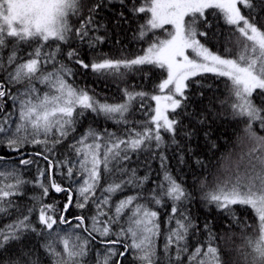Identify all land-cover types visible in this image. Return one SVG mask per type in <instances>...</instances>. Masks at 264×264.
I'll list each match as a JSON object with an SVG mask.
<instances>
[{
	"label": "snow or ice",
	"instance_id": "6c2138e0",
	"mask_svg": "<svg viewBox=\"0 0 264 264\" xmlns=\"http://www.w3.org/2000/svg\"><path fill=\"white\" fill-rule=\"evenodd\" d=\"M112 2L0 0V148L8 150L0 154V213L17 214L0 229V264H124L126 256L131 264H227L211 223L200 224L191 213L197 197L172 175L165 155L174 145L179 163L191 154L196 165L206 167L190 143L197 131L183 125L184 118L194 117L195 123L206 125L213 115L187 112L190 82L199 84L195 78L205 74L226 78L229 99L221 104L244 124L253 146L234 166L199 182V201L224 219H237L236 206L251 210L258 237L245 238L248 264H264V136L253 127L264 130V0H258L260 11L253 0H117L133 20L143 21L136 39L147 47L130 58H112L101 50L107 33L100 34L103 25L96 16ZM208 16L229 26L236 39H226L236 47L235 55L227 46L224 54L207 46L209 33L198 25L211 28ZM121 22H130L124 11L118 13L116 23ZM81 45L94 53L91 59L81 55ZM143 66L162 70L156 94L123 89L121 102H109L95 88L76 83L78 74L90 72L107 87L109 78L123 80L128 71ZM145 98L154 106L145 104ZM137 99L146 119L134 122L129 117ZM88 114L125 126L123 135L89 126L75 136ZM69 137L73 142L66 145ZM29 146L38 150L26 155L23 150ZM60 146L71 155L56 159ZM139 152L159 153L162 180L152 187H146L149 175L141 177L122 166L131 160L130 153ZM30 165L37 166L33 181L23 176ZM102 171L107 174L103 186ZM56 172L67 185L58 182ZM29 183L40 194L21 207L13 198L23 197ZM129 187L136 189L134 194L113 200ZM51 193L65 194L62 207L45 202ZM69 208L80 214L69 218ZM201 232L206 241L197 238ZM25 233L44 238L42 256L35 249L19 250ZM94 243L104 251L94 252ZM5 253L10 254L7 260Z\"/></svg>",
	"mask_w": 264,
	"mask_h": 264
},
{
	"label": "trees",
	"instance_id": "16d2710c",
	"mask_svg": "<svg viewBox=\"0 0 264 264\" xmlns=\"http://www.w3.org/2000/svg\"><path fill=\"white\" fill-rule=\"evenodd\" d=\"M253 2L257 5V11H260L261 6L259 5L258 0H253ZM121 11H124L125 15L129 16L130 22H121L117 25L116 21L118 19V13ZM96 20L103 25L100 29V34L103 35L107 33V42L101 45V50L104 53H108L112 58H121L122 56L130 58L137 54H142L141 50L147 47V44L144 41L136 39L137 26L138 24L143 23V21L139 19L133 20L127 12V9L122 8L117 0H113L112 3H108L102 7L96 16ZM208 20L212 25L211 28L198 25L200 30L209 33L207 46L213 51L220 52L221 54H224V47L227 46L232 49V55H235L237 51L236 47H234L233 43L227 42L226 39L230 38L231 41L236 39L234 35L230 34L229 26L225 25L222 19L217 20L213 16H208ZM80 48L81 55L86 60L91 59L94 55V53L84 45H81ZM151 68L152 66H143L140 69H132L128 71L123 80L109 78L107 81V87H105L104 84L97 83V78L90 72L87 74H78L76 77V83L80 86L95 88L96 92L102 93L103 96L107 97L109 102H121L123 89L156 94L155 85L163 78L161 76L162 70H150ZM195 79L200 81V83L192 85L190 82V88L186 93L189 97L186 102L188 104L187 112L203 115H208L209 112H211L213 115L206 125L195 123L197 117H194L192 120L184 118L183 125L187 129H195L197 131V136L190 143L192 147L196 149L198 158L205 162L206 167L202 168L199 165H196L194 159L190 158L191 154L185 155L186 163H179L178 159L180 153L176 150L174 145L169 146L165 150V155L168 156L167 167L178 181L183 182L190 191L194 192L197 200H194L190 205L191 213L197 219L198 223L203 224L205 221L211 223L213 230L218 237L217 243L221 249V254L227 264H248L251 257L247 256L250 249L246 246L245 238L258 237L256 220L252 211L244 210L239 206H236L237 219L233 220L231 217L224 219L218 211H212L209 207H206L202 201H199V182L201 180L211 181L213 175H219L224 169L234 166L238 161V158L246 153L253 145L245 135L244 124L234 119L231 116L228 107L221 104L222 100L229 99L227 88L224 83L226 78H217L212 74H205L203 77H197ZM201 93H203V95H201ZM144 103L154 106L155 102L145 98ZM139 104L140 101L137 99L133 106L134 115H130L129 117L130 120L134 122L146 119L143 111L138 107ZM5 110L8 111L9 108L6 106ZM89 126L100 132L107 129L109 133H116L117 135H123L125 127L123 125L115 124L112 121L105 120L102 116L96 117L94 114H88L77 126V132L74 133V135L79 136L85 132ZM136 126L138 127V125ZM253 127L257 132V135L264 136V130H260L256 125ZM205 132H209L210 136L206 138L204 135ZM177 139L182 145L185 143L182 134L178 135ZM72 142V138L69 137V140L65 141V144L67 145ZM212 143H214L216 147L213 148L211 146ZM37 150L38 146L37 148L29 146L23 151H25V154L27 155L28 153ZM0 154L7 155L8 150L0 148ZM12 155L15 158V154ZM65 155H71V153L66 147L60 146L56 159H63ZM130 155L131 160L124 162L122 166L135 169L137 174L141 177L146 174L149 175L150 179L146 187H152L155 182L162 180L163 169L160 165L159 153H156L155 156L148 152L130 153ZM38 163L42 167H47L42 159H39ZM9 166H11V162H9ZM219 166L223 168L222 171ZM37 174L36 165H30L23 169L25 180L33 181ZM55 175L58 182H63L65 185L68 184L67 181H61L59 172H56ZM106 176L107 174L102 171V186L105 183ZM114 178L119 179V176ZM124 178L126 179L127 177L125 176ZM193 185H195V187H193ZM135 191L136 189L129 187L125 189L123 193H118L117 196H114L113 200H118L126 195H132ZM24 192L25 195L23 197L13 198L21 207L30 206L32 204L31 197L40 194L39 188L31 183L25 186ZM97 194L99 195V190ZM76 198L77 197L74 195V200ZM65 200L66 196L64 193H51L45 202H57V208H59L63 206ZM85 212L88 216L92 214L88 213L87 210H85ZM77 214H80L79 209L69 208V218ZM16 215L15 212H10L9 214L0 213V229H3L8 224L12 223L16 218ZM166 215L167 209L161 210L160 218L162 222V233L159 240L161 247L166 234V226L163 224ZM33 221H35V214H33ZM74 223L75 221H73V224ZM60 227L64 229L69 228L68 225H61ZM25 236L26 239L19 250L32 251L35 249L36 256H42L44 254V249L42 247L44 238L33 233H25ZM197 238L203 239L204 241L207 240V237L203 232H201ZM92 249L94 252L102 253L104 251V246L94 243ZM9 255V253H5L4 259L7 260ZM124 264H131L130 256L124 257Z\"/></svg>",
	"mask_w": 264,
	"mask_h": 264
},
{
	"label": "bare ground",
	"instance_id": "6f19581e",
	"mask_svg": "<svg viewBox=\"0 0 264 264\" xmlns=\"http://www.w3.org/2000/svg\"><path fill=\"white\" fill-rule=\"evenodd\" d=\"M154 168H155V167H154ZM219 168H220V170L222 171L223 168H222L221 166H219Z\"/></svg>",
	"mask_w": 264,
	"mask_h": 264
}]
</instances>
